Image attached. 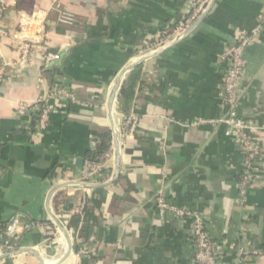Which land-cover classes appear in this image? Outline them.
Wrapping results in <instances>:
<instances>
[{"label":"crops","instance_id":"obj_1","mask_svg":"<svg viewBox=\"0 0 264 264\" xmlns=\"http://www.w3.org/2000/svg\"><path fill=\"white\" fill-rule=\"evenodd\" d=\"M60 2L75 16L73 26L60 23L55 0H9L0 26L8 33L0 38V232L16 214L23 217L22 249L0 264H197L193 219L160 206L161 192L172 206L202 217L225 264H264V256L251 255L264 249V0H217L186 38L141 64L132 111L139 124L132 136L120 135V176L107 183L117 168L113 144L104 176L90 179L97 185L91 189L81 187L85 155L99 132H112L107 104L119 73L149 56L141 55L154 48L150 41L186 18L194 0ZM257 28L245 53L238 113L255 129L262 155L242 203L245 148L236 130L217 121L229 112L223 55ZM20 32L57 58L49 68L64 73L52 84L42 74V50L19 65ZM53 89L72 90L93 106L54 97ZM41 97L49 121L33 131ZM113 119L121 130L125 117L117 105ZM51 215L69 232L70 254Z\"/></svg>","mask_w":264,"mask_h":264},{"label":"built area","instance_id":"obj_2","mask_svg":"<svg viewBox=\"0 0 264 264\" xmlns=\"http://www.w3.org/2000/svg\"><path fill=\"white\" fill-rule=\"evenodd\" d=\"M210 1L211 0H194L191 18L186 22H181L180 26L170 38L158 44L154 48L144 52L145 54H142L141 56L154 53L157 50L168 46L173 40L180 37L186 31V29L207 10ZM8 7L9 0H0V26L2 25L4 15ZM54 8L59 13V21L62 25L73 26L75 24V16L68 10H66V8H64L60 0H55ZM259 33L260 30L257 28L249 33L241 34V36H239L234 41V43L227 48L225 54L223 55V59L227 63V68L225 69L224 77L222 80L224 84V103L227 106L229 112L225 118L218 120L217 123L226 124L228 127L236 130L239 133L240 140L245 148V170L238 185L239 194L241 197L240 202L242 203L246 200L249 188L254 182L255 165L258 158L262 155L259 143L255 138V129L248 122L244 121L238 113L241 84L247 65L245 60V53L256 43L259 37ZM7 35L8 33L0 28V38H5L7 37ZM20 36L21 32L16 36V38L20 41V58L18 61L19 65H27L31 59L33 52L37 49L42 50L44 53V67H49L50 64H52L57 59L48 52L45 45H41L39 43H35L26 39H20ZM4 78L5 72L3 67L0 68V85L3 82ZM51 95L58 98H65L73 104H80L85 107L93 106L89 101L80 102L72 90L53 89L51 90ZM42 104L44 105V107L37 124V130L41 131L47 127L49 121V107L47 105L46 97H41L33 109V111L36 113V111L39 110V107H41ZM26 111L27 107L21 104L19 106V112L21 114H25ZM138 124V117L134 114H131L128 118L124 119L123 126L120 130V135H124L125 137L132 136L136 132ZM112 157L113 154L109 155L107 161H110ZM107 161L105 162V164H92L89 162H85L82 184L92 185L89 182L90 179L103 177L106 170ZM158 203L160 204V206L167 207L169 211H171L180 219H193L192 228L194 245L196 247L195 261L197 264H225L223 258L219 255L216 249L213 238L206 230L202 217L200 215L172 206L171 204H169V202H167L162 192L158 197ZM85 205L86 204L84 201L81 202L78 207L79 210H83ZM22 218L23 217L21 214H16L6 225L5 229L0 232V257L10 255L11 253H15L22 249L19 242V232L21 229ZM52 224L57 227L54 224L53 220ZM29 228L30 226L26 225V229L28 230ZM48 234L50 236L54 235L53 230L49 229ZM251 255L264 256V249L254 250L251 252ZM245 256L250 255L248 253H245ZM79 264L83 263L80 262ZM230 264H242V262L237 261Z\"/></svg>","mask_w":264,"mask_h":264},{"label":"trees","instance_id":"obj_3","mask_svg":"<svg viewBox=\"0 0 264 264\" xmlns=\"http://www.w3.org/2000/svg\"><path fill=\"white\" fill-rule=\"evenodd\" d=\"M191 16H192V12L183 20H180L174 24H170L168 28L163 29L157 38L150 41L149 47L151 48L155 47L158 44L170 38L177 30V28L180 26V23L188 21L191 18ZM142 71H143L142 65L131 71L127 75L120 90V93L118 95L117 107L125 118H128L132 114L133 106L136 101V90L138 86L143 82ZM63 73L64 71L59 68L54 69L49 67H43L42 69L43 77L49 82V84H52L54 82L56 74H63ZM43 107L44 105L42 104L41 107H39V110L36 111V113L34 114L33 124H32L33 131L36 130L40 115L43 111ZM112 148H113L112 132L110 130L105 132L104 131L99 132V134L97 135L95 145L89 151H87L85 155V161L92 164H105L108 156L112 152ZM192 238L194 243V237Z\"/></svg>","mask_w":264,"mask_h":264},{"label":"water","instance_id":"obj_4","mask_svg":"<svg viewBox=\"0 0 264 264\" xmlns=\"http://www.w3.org/2000/svg\"><path fill=\"white\" fill-rule=\"evenodd\" d=\"M217 0H211L207 10L198 18L196 19L187 29L186 31L178 38H176L175 40H173L168 46L157 50L156 52L150 54L149 56L143 57V58H139L137 61L127 65L120 73L119 76L109 94V98H108V104H107V112H108V117H109V121L111 124V130H112V137H113V144L115 146V159H116V164H117V168L116 171L113 175V178L107 182L109 183H113L115 182L119 176H120V172H121V168H122V160H121V150H120V130L118 128V126L115 124L114 119H113V113L115 110V107L117 105V99H118V95L120 93V90L122 88V85L127 77V75L129 74L130 71H132L133 69L137 68L138 66H140L142 63L146 62L147 60L156 58L157 56H159L162 52H164L165 50L175 46L176 44H178L181 40H183L184 38H186L191 32H193L195 30V28L197 26H199V24L204 20L205 17L208 16L209 12L212 10L213 6L215 5ZM104 183V184H107ZM103 185V184H102ZM97 185H87V184H82V188L84 189H91L96 187ZM58 189H55L52 191L51 195H50V200L49 203L54 195V193L57 191ZM52 220L54 222V224L57 226V228L59 229V231L62 233L63 235V240L61 242H59V244H67L68 245V253L70 254L72 252V244H71V239H70V235L69 232L66 229V226L63 224V222L61 220H59L55 215H51Z\"/></svg>","mask_w":264,"mask_h":264}]
</instances>
